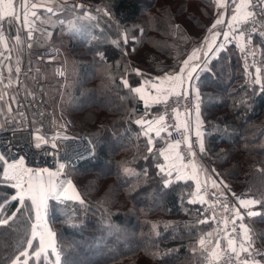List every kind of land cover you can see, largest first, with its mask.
Segmentation results:
<instances>
[{
	"label": "trees",
	"instance_id": "obj_1",
	"mask_svg": "<svg viewBox=\"0 0 264 264\" xmlns=\"http://www.w3.org/2000/svg\"><path fill=\"white\" fill-rule=\"evenodd\" d=\"M86 1L89 5L110 6L114 18L103 17L96 28V21L77 22L75 14L68 10L71 4H66L68 7L63 11L43 13L42 16L52 18V23L44 26L52 41L44 39V32L34 41L26 58L33 75L26 79L24 76L27 89L31 88L33 93L45 96L46 89L53 85L58 94L61 81L54 80V64L43 61L42 51L46 45L64 43L66 60L70 63L62 97L64 112L75 122L80 135L88 137V132L101 123L107 125L96 153L74 167L73 177L85 203H66L74 211L72 222L63 214L64 206L52 208L57 203L49 202V224L57 233L61 264H199L202 258L189 247L196 243V238H190L185 227L197 217L189 216L181 207L183 196L184 207L202 208L187 201L188 186L194 191V183L173 179L169 186L162 184L163 174L155 167L152 154L146 151L147 138L142 131L137 138L140 126L134 119L124 118L133 107L142 110L143 102L138 97L122 99L128 89L119 85H122V73L133 84L136 76L131 69L139 68L155 77L183 60L206 35L209 20L216 14V0ZM209 4L214 5L211 16L204 14ZM116 23L122 26L121 33L125 28L130 29L129 36L134 34L136 39L129 38L122 56L117 53L115 60H107L110 75H106L96 49L111 47V40L116 39ZM101 29L109 36L107 42L94 38L99 37ZM64 31L66 41H58ZM255 42L259 44L258 58L264 69V44ZM226 48L227 51L220 53L225 59L213 60L214 75L202 74L198 82L205 120L203 155L207 164L221 173L220 178L231 181L232 192L258 199L264 192V93L259 85L255 92L247 86L252 77L242 65L238 49L232 45ZM244 91L249 95L242 106L237 101ZM157 108H151L152 114ZM153 140L151 147L156 152L161 138ZM144 156L149 159L145 160ZM158 161L164 163L163 157L159 156ZM124 167L137 173L147 170L148 177L127 174ZM132 185H136L135 190L129 192ZM4 194L5 190L0 188V202ZM9 205L20 207L10 198ZM106 208L110 209V218ZM254 210L258 214L244 219V223L250 233L254 231L260 236L264 245V207L257 204ZM198 218L203 219L204 213ZM212 222L209 218L193 225L197 236L212 230L204 241L205 247H210L207 240L212 238L211 245L214 242ZM152 224H156L155 229ZM16 239L15 226L0 225V264H7L15 251ZM54 258L50 254V259ZM261 262L264 264L263 259Z\"/></svg>",
	"mask_w": 264,
	"mask_h": 264
},
{
	"label": "snow or ice",
	"instance_id": "obj_2",
	"mask_svg": "<svg viewBox=\"0 0 264 264\" xmlns=\"http://www.w3.org/2000/svg\"><path fill=\"white\" fill-rule=\"evenodd\" d=\"M260 3L264 4V0H260ZM216 4H219V0H216ZM214 5L209 4L207 6L208 11L205 15L211 16V9ZM20 9L22 16L17 14L20 19H23L28 14L29 5L26 0H21ZM67 5L48 6V12L63 11L67 8ZM224 9L223 7H220ZM68 10L75 14L77 22L83 20L96 21L94 27H99V21L103 17H108L112 20L113 13L110 6L99 7L89 5L87 2L78 3L72 5ZM234 12V10H233ZM232 12V14H233ZM251 12V11H250ZM255 17V13L251 12ZM35 18L36 13H31ZM12 18H7L9 21ZM212 19L215 23H212ZM247 21V20H246ZM51 22L50 18H44L41 21ZM222 12H217L215 17L209 20L210 27L207 31L210 35L203 36L204 43L197 42L191 49L190 54L187 55V59L178 60L174 67L169 71L163 72L160 75L151 77L149 74L141 72L139 68L131 69L135 73L136 78L133 84L129 83V79L123 73L121 74L122 87L128 89L125 97L122 99H136L143 102V109L133 107L128 110L125 119L131 121L134 119L136 125L140 126V131L137 133V138L140 136V132L146 137V151L152 154L156 161L155 167L159 169L161 181L164 186L171 185L173 179L177 181H194V191L191 190L192 186L189 185V192L187 195L188 203L192 205H203V208H189L183 206L184 197L181 196L182 211L189 216H195L197 219L189 221L185 227L189 230L190 238L195 237L196 243L189 245L191 251L194 254H199L202 258L199 264H215L216 261L221 260L222 257L227 256V264H262L261 260H257L256 256H264V253L256 250L251 252L254 247V241L250 236V231L247 225L244 223L245 216H254L256 212L253 211L252 206L260 204L264 207V192L260 193L259 198L246 197L242 194L232 192L229 185L224 184L220 179L221 173L211 166L204 167L197 161V151L194 147L198 145L200 153H206L205 138H204V124L205 120L202 118L201 112V89L198 82L202 74L214 75L213 69L216 64L213 60L219 57L220 60L225 59L221 56V51H227L226 45L235 41L238 45L241 54L244 57V67L247 69L250 65L247 63V56L249 54L255 55V52H247L245 49V32L243 30L238 33L233 32L235 26L228 24L227 31H216L217 27L223 24ZM254 25V19L250 32H256L257 28ZM116 39L111 40V47L108 49H96V56L98 62L104 65L102 71L106 75H110L109 66L107 65L108 59L115 60L117 53L123 55L125 52V45H127L129 38L135 41L134 34L129 36L130 29H126L121 33V25L116 23ZM229 33L225 38V33ZM223 35L224 42L217 44V38ZM260 36L264 38V31H260ZM232 37L230 40L229 37ZM240 36V39H236ZM96 39H103L105 42L109 40V36L104 29L99 32V37ZM247 43L251 45V36H247ZM128 71L127 65H125L124 72ZM63 76L64 73L60 72ZM142 81V83H141ZM115 83V81H112ZM256 85L260 86V91L264 93V69L257 68L252 79L247 82V86L256 91ZM243 91V90H242ZM192 95V100L188 101L189 95ZM248 93L244 91L237 101L239 105H246ZM170 96H174L175 107L173 108L174 122L169 124L166 121V117L169 114V105L167 101ZM181 98L188 101L183 106V115L181 114ZM10 100L7 102L10 105ZM19 102V101H18ZM160 104L161 108L157 109L155 114H152L151 105ZM0 112L4 113V120L0 122V130L7 128L9 119L15 125L16 120L9 116L8 108L4 104H0ZM16 114L23 119V114L19 112L17 108ZM193 116L195 123L193 124ZM32 127L28 131L27 140L30 148L48 154L51 149V154L55 156L56 149L60 141H66L69 139L65 129H67V123L56 124V130L44 129L43 124H38L37 121L32 120L30 122ZM55 123V122H53ZM38 125V126H37ZM107 125L101 123L99 127L92 129L88 132L86 146L83 151L75 153V159H81L86 154H95L97 151V145L102 137V130ZM216 126L213 125V130ZM21 132V138H23V126L19 128L14 127L12 129L13 136L17 131ZM171 130V131H170ZM194 130L195 142L192 139V132ZM172 131L179 133L180 138L173 137L171 140L168 137H161V132H168L169 136L172 135ZM49 132L52 134L49 135ZM155 133L156 137H160L161 140L167 145L166 148L157 149L153 152L154 140L151 133ZM34 137V139H33ZM181 144H186L187 151L182 153L180 149ZM19 149V151H17ZM174 153V158L172 154ZM27 151L24 145H16L10 139H5L3 148H0V188L5 190L2 202H0V225H6L9 228L15 226L17 231V239L14 245L15 251L8 257L7 264H61L60 251L57 247V233L49 224L48 211L50 208L49 201L58 202L51 205L52 208H59L61 204H64L62 209L63 214L68 217V222L71 223V217L74 215V211L67 208L65 201H77L80 204H84L85 200L78 189L75 178L72 173L75 170L69 168L65 162V158L61 157V160L57 162V166L53 170L52 168L29 166L26 163ZM163 156L166 163L158 161V157ZM185 156L189 157V161L185 163ZM148 160V156L143 157ZM176 160L180 163L177 165ZM124 172L130 175L148 177V171L144 170L142 173L135 172L134 169L124 167ZM175 173V176L173 174ZM203 173V179L201 174ZM212 188L218 189L220 195L226 196L231 192L232 197L235 199L238 205L243 206V210L240 207L235 206L232 219L234 220L233 227L239 234L240 239L238 241L227 242V247L221 250H213L211 247H205L204 241L208 238L211 231L203 232L197 236V230L193 226L194 224L203 223V219H214L216 221V229L221 227L220 221L217 220L215 215V208L213 201L209 202L204 195L201 194L202 189ZM136 185H132L128 190L129 192L135 190ZM213 197H216L217 193L212 192ZM9 198L12 201L17 202L20 207H14L9 205ZM241 201H251V203L244 205ZM216 204L219 200L214 201ZM107 203V201H106ZM105 211L109 212L110 209L106 208ZM204 213V218H198L200 213ZM238 213V214H237ZM11 221V223H10ZM237 225L239 226V232L237 231ZM152 229L156 228V224H152ZM242 234V235H241ZM35 242V243H34ZM197 244L199 247H197ZM241 253L245 256L241 258ZM50 254L54 255V259H50Z\"/></svg>",
	"mask_w": 264,
	"mask_h": 264
},
{
	"label": "built area",
	"instance_id": "obj_3",
	"mask_svg": "<svg viewBox=\"0 0 264 264\" xmlns=\"http://www.w3.org/2000/svg\"><path fill=\"white\" fill-rule=\"evenodd\" d=\"M74 2H82V0H73ZM236 3V0H225V9H230L234 7ZM255 13V17L252 16L251 12ZM254 19V25L257 28L256 32H250V27L252 26V22ZM247 20V21H246ZM228 25H223L224 30H228ZM243 30L245 32V49L247 52H255V55L249 54L247 56V63L250 65L246 70V73L252 77L255 74V71L257 68H261V62L258 58V51L257 48L259 44L255 42V40L261 41L264 44V38L260 36V31H264V4L260 3V0H249V3L247 5V17L245 20L240 22L239 24L235 25V28L233 29V32L238 33L239 31ZM226 37L229 35V33L226 32ZM251 36V45H248L247 43V36ZM240 36H237L236 39H240ZM229 39L231 40L232 37L230 36ZM221 41L224 42V39H221ZM227 45H232L236 47L239 51V57L242 62V65L244 66L245 60L243 55L241 54L238 45L233 41L232 43H229ZM59 52L60 48L57 46L48 47L42 51V59L45 63L54 64V74L57 80L64 81L63 78L65 77V65L63 62H57L55 61L57 58H59ZM245 68V67H244ZM32 68L30 67H24L20 70L19 76L12 82L13 85V92L16 97V102L14 107L11 108L10 105L7 103L9 101V98L4 92H0V104H4L5 107L8 108L9 116L14 118L16 120V124L14 125L12 123V120L9 119L7 128L0 130V148H3L5 139H10L12 142L16 145H24L25 150L27 151V157H26V163L29 166H40V167H46V168H52L53 170L57 166V162L61 160V157L65 158V162L67 163L69 168H73L78 166L80 163L85 161L86 159L92 157L94 154H86L81 159H75V153L83 151L84 147L86 146L88 137L79 136L72 134L67 128L65 129V132L67 136L69 137L66 141H60L58 144V148L56 149V155L53 156L51 154V149H49L48 154H43L42 152L36 150L35 148H30V146L27 143L28 137V131L32 127V124L30 123L32 120H35L38 122V124H43L44 129H52L53 131L56 130V124H64L65 120L69 122L70 125H73L72 121H70L69 118H65L63 120V116L61 117L60 121H57V119L54 116V113L52 109L49 106V103L47 99L43 95H37L33 94L30 90L26 89L24 87V76L27 74H31ZM60 72H63L64 75L61 76ZM1 78V75H0ZM175 100L176 98L174 96H170L169 100L167 101L169 105V114L166 117L167 123L171 124L174 122V113L173 108L175 107ZM192 100V95L190 94L188 97V101ZM19 101V102H18ZM188 101L183 100L181 98V114L183 115V106L188 103ZM157 109L161 108V105H157ZM19 109V112L23 114V119L21 120V117L16 114L15 110ZM157 111V110H156ZM156 113V112H155ZM5 116L3 112H0V122L4 120ZM55 122V123H53ZM22 124L23 126V138H21V132L18 130L16 132V135L13 136L12 129L14 127L19 128V126ZM38 126V125H37ZM171 131V130H170ZM52 133L49 132V135ZM167 137L169 140H171L173 137L180 138L179 133L172 131V135L169 136L167 132ZM34 139V137H33ZM192 139L195 142V134L194 130L192 132ZM165 148L164 146L159 147L158 149ZM182 153H186L187 146L186 144H181L180 149ZM194 150L197 151V157L200 155V152L198 150V145L194 147ZM19 151V149H17ZM189 161V157L185 156V163ZM217 193L216 197H213L211 194L212 192ZM201 194L206 197V199L209 200V202L213 201V206L215 208V215L217 220L220 221L221 227L219 229H216V221L214 219H211L214 224V242L210 246L213 248V250H219L221 247V250L225 249L227 247V242L231 243L232 241H238L240 239L239 234L236 232L235 228L233 227L234 220L232 219L233 211L235 210V206L239 207L235 199L232 197L231 192L227 193L226 196L220 195V191L218 189L212 188L211 186L208 187V189H202ZM218 199L219 203L216 204L214 201ZM203 208L204 206L201 205ZM238 214V213H237ZM249 216H245L244 219H248ZM237 231L239 232V226L237 225ZM242 235V234H241ZM250 236L252 240L254 241V247L251 252H255L256 250H259L260 252L264 253V245L262 243V240L257 235L256 232L252 231L250 233ZM58 250H61L59 244H57ZM241 258L245 256L244 253H241ZM257 260H264V256L257 255ZM228 257L224 256L221 260H218L215 262V264H227ZM235 264V262H233Z\"/></svg>",
	"mask_w": 264,
	"mask_h": 264
},
{
	"label": "crops",
	"instance_id": "obj_4",
	"mask_svg": "<svg viewBox=\"0 0 264 264\" xmlns=\"http://www.w3.org/2000/svg\"><path fill=\"white\" fill-rule=\"evenodd\" d=\"M26 2L29 5L28 14H26L23 19H20V17L17 16L16 13L22 16L21 9L19 7L21 0H0V69H2V78L4 77L5 79L15 73L14 70L29 67L27 66L26 62L28 51L32 48L34 41L41 37V33L44 32V39L52 41L50 32L44 31V26L47 27L48 25H50L52 23V18L50 16H46L50 18L51 22H41L42 20H44V18H46L42 17L43 13H45V15L53 13L48 12V6L66 5L68 2L74 3L73 0H26ZM248 3L249 0H236L234 7L225 9V0H219V4H216V13L218 11L222 12L224 23L219 25L216 31H225L223 27V25L225 24L235 26L245 20L247 17ZM220 7H223L224 9H221ZM33 12L36 13L35 18H33V16L31 15V13ZM7 18L12 19L7 21ZM39 23H41V26L39 25ZM212 23H215V20H213ZM206 35H210L207 30ZM226 35L227 34L225 33V37ZM60 36L61 37L57 38L58 41L63 40L62 36L66 37V32H61ZM221 39H224L222 34L217 38L216 43H223ZM203 43L204 40L202 39L200 44ZM50 46H47V48ZM258 49L259 46L257 48V51ZM190 52L188 54H190ZM184 59H187V56ZM157 105L158 104H153L151 105V108ZM151 135L153 136V139L157 138L154 132L151 133ZM165 135L167 137L166 132ZM161 146H164L165 148L167 147L166 144L160 143L158 148ZM172 156L174 158V153L172 154ZM164 163L166 162L164 161ZM175 163L179 165L180 161L176 160ZM173 175L175 176V173ZM241 203L247 205L251 203V201H241ZM254 206L255 205H253L252 208ZM239 207L243 210L242 205H239Z\"/></svg>",
	"mask_w": 264,
	"mask_h": 264
},
{
	"label": "rangeland",
	"instance_id": "obj_5",
	"mask_svg": "<svg viewBox=\"0 0 264 264\" xmlns=\"http://www.w3.org/2000/svg\"><path fill=\"white\" fill-rule=\"evenodd\" d=\"M68 1H70V0H68ZM81 1V0H80ZM85 2H87L86 0H82V2H80V3H85ZM69 4H71V5H73V4H78V2H74V3H71V2H68L67 3V5H69ZM99 7H105V5H103V4H100V5H98ZM42 17H45V16H42ZM48 18V17H47ZM209 27V26H208ZM208 27H207V29H208ZM66 38L67 37H65V36H62V39L63 40H65L66 41ZM64 41V42H65ZM51 43V42H50ZM66 43V42H65ZM65 44L63 43H58V44H54V43H52L51 44V46L50 45H46V46H50V47H55V46H57V47H59L60 48V52H59V58H57L55 61H57V62H63L64 63V65H65V77L63 78V80L64 81H61L60 82V84H61V90L59 91V93L57 94L56 92H55V89H54V87H53V85L52 86H49L47 89H46V95L44 96L46 99H47V101H48V103H49V106H50V108L52 109V111H53V113H54V116H55V118L57 119V121H60L61 120V117L63 116V120L65 119V118H69L70 119V121H72V123H73V125H70L69 124V122H67V120H65V123H67V128H69L68 130L72 133V134H75V135H79V136H84V135H80V134H78L77 132L79 131V129H77V126H76V124H75V122L72 120V118L69 116V115H67L65 112H64V110H63V108H62V97H63V93H64V89H65V84H66V82H67V78H68V74H69V61H67L66 60V45L64 46ZM45 48V47H44ZM47 48V47H46ZM61 57L63 58V61H62V59H61ZM1 70L2 69H0V75H1V78H0V92L2 91V92H4L6 95H7V97L10 99V97H11V100H10V103H11V107H14V105H15V102H16V97H15V95H14V92H13V85H12V82L19 76V73H20V70L21 69H16V70H14V72L15 73H13L10 77H8L7 79H5L4 77L2 78V73H1ZM114 70V72H116V70L117 69H113ZM32 71H33V69H32ZM32 75H33V72L31 73ZM31 74H27L26 76H25V79L27 78V76H30ZM31 75V76H32ZM53 78H54V80L56 81L57 79H56V77H54V75H53ZM57 82H58V80H57ZM24 87L27 89V85H26V81H24ZM31 89V88H30ZM30 89H28V90H30ZM31 91V90H30ZM33 91V90H32ZM31 91V92H32ZM33 93V92H32ZM33 94H35V93H33ZM195 123V121H194V116H193V124ZM166 137V135H165V132H161V137ZM84 137H87V136H84ZM204 138H205V135H204ZM161 143H164V141H162L161 140ZM165 144V143H164ZM205 147H206V142H205ZM204 153H200V155L197 157V161H198V163L200 164V165H203L204 167H208L209 165L207 164V161H206V159H205V157H204V155H203ZM212 168V167H211ZM72 175H73V173H72ZM74 176V175H73ZM201 177H202V179H203V173L201 174ZM223 182H224V184H227V185H231V181L230 180H227V181H225V180H223L222 178H220ZM190 181V180H189ZM193 183L195 184V182L193 181ZM50 202V201H49ZM51 202H54V203H58V202H55V201H51ZM66 204V203H65ZM60 206H64V204H61ZM254 208H255V206L252 208L253 209V211H255L254 210ZM255 212H257V211H255ZM257 214H258V212H257ZM256 214V215H257ZM249 217H252V216H249ZM213 228H214V224H213ZM213 234H214V231H213ZM212 234V235H213ZM214 236V235H213ZM259 236V235H258ZM260 237V236H259ZM211 241H212V238L211 239H209V240H207L206 241V245H208V246H211ZM60 246V245H59ZM60 250H61V247H60Z\"/></svg>",
	"mask_w": 264,
	"mask_h": 264
},
{
	"label": "water",
	"instance_id": "obj_6",
	"mask_svg": "<svg viewBox=\"0 0 264 264\" xmlns=\"http://www.w3.org/2000/svg\"><path fill=\"white\" fill-rule=\"evenodd\" d=\"M67 202H77V201H65V203H67Z\"/></svg>",
	"mask_w": 264,
	"mask_h": 264
}]
</instances>
